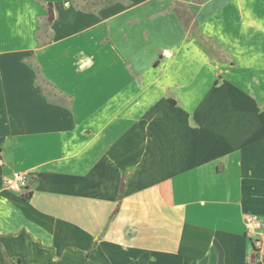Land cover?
I'll return each mask as SVG.
<instances>
[{
	"label": "crops",
	"instance_id": "crops-1",
	"mask_svg": "<svg viewBox=\"0 0 264 264\" xmlns=\"http://www.w3.org/2000/svg\"><path fill=\"white\" fill-rule=\"evenodd\" d=\"M0 264H264V0H0Z\"/></svg>",
	"mask_w": 264,
	"mask_h": 264
},
{
	"label": "built area",
	"instance_id": "built-area-1",
	"mask_svg": "<svg viewBox=\"0 0 264 264\" xmlns=\"http://www.w3.org/2000/svg\"><path fill=\"white\" fill-rule=\"evenodd\" d=\"M29 178L26 174L13 171L9 176L3 178V186L10 190L27 195ZM245 231L251 239L254 248L260 247L259 232L263 226L261 218L254 213H247L244 218Z\"/></svg>",
	"mask_w": 264,
	"mask_h": 264
},
{
	"label": "rangeland",
	"instance_id": "rangeland-1",
	"mask_svg": "<svg viewBox=\"0 0 264 264\" xmlns=\"http://www.w3.org/2000/svg\"><path fill=\"white\" fill-rule=\"evenodd\" d=\"M181 12H182L181 15H182L183 17L185 16L186 19H188V18L190 17L188 11L185 10L184 8H183V9L181 8Z\"/></svg>",
	"mask_w": 264,
	"mask_h": 264
},
{
	"label": "trees",
	"instance_id": "trees-1",
	"mask_svg": "<svg viewBox=\"0 0 264 264\" xmlns=\"http://www.w3.org/2000/svg\"><path fill=\"white\" fill-rule=\"evenodd\" d=\"M52 12H51V9H50V5H49V19H52Z\"/></svg>",
	"mask_w": 264,
	"mask_h": 264
}]
</instances>
